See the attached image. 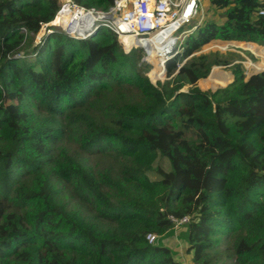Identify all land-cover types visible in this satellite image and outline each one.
<instances>
[{"label": "trees", "instance_id": "16d2710c", "mask_svg": "<svg viewBox=\"0 0 264 264\" xmlns=\"http://www.w3.org/2000/svg\"><path fill=\"white\" fill-rule=\"evenodd\" d=\"M54 4L0 0V264H183L170 216L190 218L193 264H264V71L193 56L264 51V0H205L158 87L108 29L25 52Z\"/></svg>", "mask_w": 264, "mask_h": 264}, {"label": "built area", "instance_id": "2783aa9c", "mask_svg": "<svg viewBox=\"0 0 264 264\" xmlns=\"http://www.w3.org/2000/svg\"><path fill=\"white\" fill-rule=\"evenodd\" d=\"M53 7V20L41 23L36 35L25 28L21 29L25 37L31 34L34 38L35 45H38L35 49L43 46L46 38L55 32H62L76 40H88L102 28L108 29L116 35L125 54L129 55L135 50L141 52V64L150 67L147 76L156 87L171 79L168 77L167 64L184 52L187 38L197 31L206 16L205 0H113L106 9L87 8L74 0H57ZM259 14L264 16V9ZM189 25H193L192 29L188 33L183 32V28ZM230 42L232 40H227V43ZM237 48L230 51H238ZM249 51L263 60L255 51ZM186 61L179 64L178 68ZM242 64L247 76H252L248 72L253 62L248 59ZM189 220L188 216H170L169 221L173 226L171 232L183 228ZM157 238L153 233L147 235L152 245Z\"/></svg>", "mask_w": 264, "mask_h": 264}, {"label": "rangeland", "instance_id": "374dc122", "mask_svg": "<svg viewBox=\"0 0 264 264\" xmlns=\"http://www.w3.org/2000/svg\"><path fill=\"white\" fill-rule=\"evenodd\" d=\"M192 27H193V25L186 26V27L183 28L182 31L188 33V31H190L192 29ZM235 41H237V40H232V42H235ZM31 42H32V46H31ZM23 44H25L24 46L27 47L26 50H25V52H28V53L31 52V51H33L35 49L34 47L38 46V45H35V40H34L33 37H31V34L24 38ZM235 47H238L237 50L239 52L238 51H234V52L235 53L242 52L241 54H243L242 57L244 58V61L245 62H248V59L253 62L254 65L252 66V68L248 72L249 75H251V74L254 75V74H256V73L261 72V71L264 70V68H262V70H258V68H261L260 63H262L263 66H264V51H261L258 54L261 57H263V60H261L260 58H256L254 55H252V53L249 50H246L245 48H241L240 46H236V45H232V46L226 48V50H221L218 47H212L211 46L209 49H207L205 51L202 50V52H208V51H211V50H220L222 52H229L231 49H234ZM202 52H200V51L197 52V51L194 50L193 51V54H195V55L196 54H201ZM133 55L136 56V57L139 56L140 58L142 56L141 52L140 51H137V50H135L133 52ZM33 57H35V56H33ZM28 61H29V64H36V59L31 58ZM140 65H142L141 64V61H140ZM142 67H145V66L142 65ZM220 68L224 69L225 71H229V70H227L224 67H220ZM212 72H213V70L211 71V74H212ZM220 81H222V80H220ZM197 85H198V88L200 89V87H199L200 86V82H198ZM186 89L187 88H185L184 90H186ZM203 92H205V91H203ZM213 93H217L219 95V98L220 99H223L224 98V93L221 94V93H219L217 91L216 92H213ZM156 165H157V163H156ZM185 227L186 226H184L182 229L179 228L178 230H176V232H170V234L163 236L161 239L166 242V246L171 247V250L173 252V255H174V257H175V259L177 261H180L183 264H193L192 263V258H191L192 256H191V254H187V252H186V250L188 248V241H187L188 230Z\"/></svg>", "mask_w": 264, "mask_h": 264}, {"label": "crops", "instance_id": "0c3cea01", "mask_svg": "<svg viewBox=\"0 0 264 264\" xmlns=\"http://www.w3.org/2000/svg\"><path fill=\"white\" fill-rule=\"evenodd\" d=\"M205 14H206V9H205ZM205 18H206V16H205ZM205 20V19H204ZM118 39V38H117ZM211 43H213L214 44V42H220V43H227V41H225V40H219V39H214V40H212V41H210ZM210 42H209V44H210ZM208 44V43H207ZM203 46V45H202ZM201 47V46H200ZM199 47V48H200ZM207 49H209L208 47H207ZM196 51V50H195ZM200 52H202V51H200ZM202 53H204V52H202ZM212 70H214V69H212ZM229 73H231L232 75H233V73L231 72V71H228ZM200 82V81H199ZM234 82V75H233V80H232V83ZM231 83V84H232Z\"/></svg>", "mask_w": 264, "mask_h": 264}, {"label": "water", "instance_id": "95a60500", "mask_svg": "<svg viewBox=\"0 0 264 264\" xmlns=\"http://www.w3.org/2000/svg\"><path fill=\"white\" fill-rule=\"evenodd\" d=\"M195 54H193V56H194ZM196 55H198V54H196ZM264 71V70H263ZM262 72V71H261ZM258 73H260V72H258ZM258 73H256V74H258ZM208 93H211V92H208Z\"/></svg>", "mask_w": 264, "mask_h": 264}, {"label": "clouds", "instance_id": "9594fccd", "mask_svg": "<svg viewBox=\"0 0 264 264\" xmlns=\"http://www.w3.org/2000/svg\"><path fill=\"white\" fill-rule=\"evenodd\" d=\"M35 54H36V52H35ZM35 54H34V55H35Z\"/></svg>", "mask_w": 264, "mask_h": 264}, {"label": "bare ground", "instance_id": "6f19581e", "mask_svg": "<svg viewBox=\"0 0 264 264\" xmlns=\"http://www.w3.org/2000/svg\"><path fill=\"white\" fill-rule=\"evenodd\" d=\"M57 23H58V21H57Z\"/></svg>", "mask_w": 264, "mask_h": 264}]
</instances>
